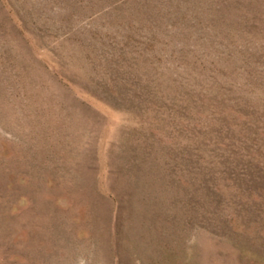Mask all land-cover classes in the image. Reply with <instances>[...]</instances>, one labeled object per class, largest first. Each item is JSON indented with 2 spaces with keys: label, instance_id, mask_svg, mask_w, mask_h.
<instances>
[{
  "label": "rangeland",
  "instance_id": "rangeland-1",
  "mask_svg": "<svg viewBox=\"0 0 264 264\" xmlns=\"http://www.w3.org/2000/svg\"><path fill=\"white\" fill-rule=\"evenodd\" d=\"M0 264H264V0H0Z\"/></svg>",
  "mask_w": 264,
  "mask_h": 264
}]
</instances>
